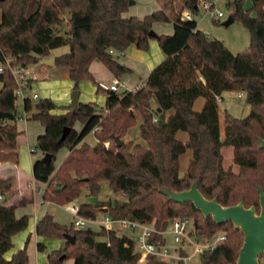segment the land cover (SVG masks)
Instances as JSON below:
<instances>
[{"label":"trees","instance_id":"1","mask_svg":"<svg viewBox=\"0 0 264 264\" xmlns=\"http://www.w3.org/2000/svg\"><path fill=\"white\" fill-rule=\"evenodd\" d=\"M156 1L160 2V9L141 18L123 16L129 0L0 1V152L9 153L17 164L18 141L23 132L13 122L14 67L36 64L50 56L52 49L67 45L68 51L54 58L55 65L68 68L73 88L77 89L82 80H94L89 67L95 60L115 77L130 73L131 69L114 54L125 52L130 45L148 50L149 41L155 39L164 59L135 89L108 93L103 107L79 102L74 109L70 102L62 106L61 113H54L58 105L50 98L24 100L27 117L42 121L47 127L43 141L52 161L61 147L70 150L52 177L54 170L50 169V174L35 173L33 178L46 184L43 201L58 206L77 200L83 189L88 196L96 197L101 182L107 181L111 192L124 199L114 201L106 209L98 208L100 202L80 203L78 216L95 219L106 213L112 219L153 225L157 230H162L168 219L191 218L196 239H210L219 231L224 235L213 250L199 256V264H235L243 241L238 228L230 222L217 225L211 217L205 219L191 203H174L160 190L185 191L200 178L198 189L205 199H216L222 207L242 202L245 208L253 206L258 213L257 188L264 192V149L258 141L264 139V0H251L247 9L242 0L232 2L233 20L238 19L250 35L246 50L237 53L222 40L197 29L194 18L181 17L185 9L197 13L204 0ZM65 15L68 28L61 33ZM155 23H172V33L149 36ZM226 91L244 92L250 111L243 118L225 112L221 138L216 98ZM199 97L204 102L200 110H195L193 105ZM138 118L139 134L146 146L122 142L117 147L114 137L123 136ZM76 121L84 124L80 133L73 128ZM64 126L71 130L60 141ZM90 129H94L96 144L79 145ZM181 133L186 135L185 140ZM223 147L232 148L233 164L239 168L237 174L224 169ZM188 152L190 157L182 168L181 159ZM50 164L42 163L43 168ZM0 194L6 196L0 203V264H28L25 247L10 259L5 254L13 247V237L28 226V215L17 218L15 211L31 203L32 198L6 204L8 198L17 195L12 176L0 177ZM35 233L63 240L61 248L47 255L49 264H62L67 259L73 264H168L153 256L139 263L129 236L77 230L72 225L56 223L48 214L37 221ZM66 235L73 237V243L66 240ZM37 247L44 250L43 244L38 243ZM259 264H264V255Z\"/></svg>","mask_w":264,"mask_h":264},{"label":"rangeland","instance_id":"2","mask_svg":"<svg viewBox=\"0 0 264 264\" xmlns=\"http://www.w3.org/2000/svg\"><path fill=\"white\" fill-rule=\"evenodd\" d=\"M134 3L130 4L128 6L127 11L124 13L123 16H136V17H143L147 14H150L151 12L160 9V2L156 0H133ZM208 1L210 3H213L211 6L210 11H205L202 8V3L199 5L198 12L193 14V17L195 21H197L198 26L201 27V30H203L209 37L211 38H217L223 41V43L234 53L241 52L246 50V48L249 45L250 42V35L248 30L244 27V25L238 20H234L231 24L225 26L223 22L232 14L233 6L232 2L234 0H204ZM243 7L245 9L249 8L251 6V0H242ZM211 11H220L223 16L219 18V20H214L211 16ZM67 15H65V22L63 26L61 27V33H64V31L67 30L68 25L66 24ZM167 29H171V23L166 24H155V30L159 31L160 33H164ZM155 42V41H153ZM156 44V42H155ZM157 46V45H156ZM68 46H61L58 48L52 49L53 55H60L62 53H65L68 51ZM127 51V50H126ZM142 52H150L151 49L147 51ZM53 57L47 56L42 58L47 59ZM55 58V57H53ZM114 58H116L118 61L123 60L122 55L114 54ZM98 62V61H97ZM99 64L101 68L97 70V78L94 77V80L91 79H84L79 84L76 90L79 91V102L87 103H95L98 105V107H103L105 104L106 96L110 92L106 90L102 85H110L112 76L109 75L108 69L99 61ZM34 66L33 68L30 66ZM26 67L28 68L29 74H32L34 69H36L35 73L36 75H30L32 76L33 83L30 89L26 90L27 94H33L36 93L38 96V99L42 98H50L52 99L58 107L54 110V113H61L63 111L62 106H67L72 102V93L75 90L74 84L71 81V79L68 76V68L62 65H55L54 66H47L43 65L40 66L39 62L36 64H28ZM46 74V76H44ZM139 77H143V74L134 71V73H126V75H122L120 77H117L120 82H124L127 78L129 79L130 85L134 83V81H137L139 85L141 83L139 82ZM98 84L100 88L98 89ZM129 86V84H127ZM124 89H119L118 92L122 91ZM129 90V89H128ZM240 91H226L222 94V100L218 102V114H219V122H220V137L223 138V119L225 112H228L234 117L237 118H243L248 115L250 111V105L245 100V95L243 93V96L237 97V93ZM37 100V99H36ZM203 98L199 97L195 100V103L193 105V108L195 110H200L203 104ZM94 116H98L97 114ZM27 121L25 124H21V129L23 134L19 137L18 141V147H17V169L20 172V175H18L17 182L19 184L25 185L26 190L32 189V185L37 186L38 183L34 180L33 176L35 173L37 174H50V169L54 170L51 177L56 173L57 166L59 163V160L61 158V147L59 149V152L55 153V158L50 164V167H45L42 165L43 159L45 155L47 154L45 151V144L43 141V138L46 134L47 127L42 121H36L31 120L27 117ZM140 118L137 119V123L130 127L127 132L120 137V140L122 142H132L133 145H142L146 146L145 141L141 138L139 132V125H140ZM76 127L75 124L73 125V128ZM25 128V129H24ZM19 131V129L17 127ZM77 129H81L80 125L77 126ZM24 130V131H23ZM93 129L86 130L84 134V138L81 139L79 142V145H82L83 142H86V144L89 145H95L96 139L93 133ZM70 137V136H69ZM180 137L185 140L186 135L184 133L180 134ZM40 139V141H38ZM109 146V142H105V145ZM221 154L223 157V167L224 169H231L232 172L238 173L239 168L233 164V150L231 147H223L221 149ZM190 157V153L188 152L182 159H181V167L184 168L186 166V163ZM8 161L10 164H14V158L9 153H1L0 152V162ZM13 166V165H12ZM8 172H4L0 175L9 177L12 176L15 178L17 175V171L14 167L8 168ZM20 176V177H19ZM30 184V185H27ZM43 184V183H42ZM31 186V187H30ZM41 188L45 189L46 184L40 185ZM3 196V195H2ZM6 198V196H3V200ZM124 196L120 194H113L111 190L109 189L108 182L102 181L101 182V190L100 193L96 197L88 196V192L86 189H83L80 197L75 200L74 202L65 205V206H58L55 204L50 205H41L40 206V200L38 197L34 196V200L26 205L25 207H21L20 210H23L25 214L28 215L29 221L27 228L19 233L22 235V238L24 239L23 245L28 242L29 245H34L36 247V242L43 244L45 246V250L43 253V261L45 264H48L47 262V255L51 252H53V249H51L53 246L59 245L60 247L63 246V240L58 239H47V238H41L40 240L35 239V234L32 232V225L34 222V218H40L41 215H45V213H49L53 220L63 226L70 227L74 220V215L69 213L66 209L72 206H79L80 203H89V204H95L97 202L99 203V209H106L110 204H112L116 200H123ZM1 201V202H2ZM48 203V202H45ZM19 210V209H17ZM19 213L17 212V215ZM100 215V214H99ZM98 215V219H99ZM182 217V216H181ZM178 218V217H176ZM173 219V218H171ZM171 219H168L164 222L163 227L168 226ZM191 219V218H190ZM193 221V219H191ZM93 230H96V227H93ZM18 235V234H17ZM215 235L221 236L222 232H217ZM13 247L9 252L6 253V256H12L16 251L20 250L17 249V243L12 240ZM168 245H172L170 240L168 239ZM59 247V248H60ZM58 248V249H59ZM22 249V248H21ZM55 251V250H54ZM200 260L199 257H195L192 260V264H199ZM63 263H72L71 259H67L63 261ZM62 263V264H63ZM168 263V262H166ZM169 264V263H168Z\"/></svg>","mask_w":264,"mask_h":264},{"label":"built area","instance_id":"3","mask_svg":"<svg viewBox=\"0 0 264 264\" xmlns=\"http://www.w3.org/2000/svg\"><path fill=\"white\" fill-rule=\"evenodd\" d=\"M202 8L205 11H210L211 4L208 2L202 3ZM220 11H211L212 18L222 17ZM181 17L186 20L193 18L191 12L187 9L181 12ZM8 60L6 64H8ZM2 66L0 65V72H2ZM14 80L16 83L15 89V101L16 107L15 116L13 122L18 126L20 122L27 121V112L24 110L23 104L25 99L35 100L37 94H27L26 90L29 85L30 77L26 72V67L16 66L12 69ZM33 79V78H32ZM108 91H118L120 89V82L117 79H113L110 85H102ZM242 91L237 93V97L243 96ZM217 102L222 100V97L218 96ZM153 121H156V117H153ZM108 147V145H105ZM31 187V186H30ZM32 188L37 192L39 197L43 196L44 189L37 188L32 185ZM0 201L2 196L0 195ZM69 213L74 215L72 226L77 230L93 229L95 231L103 230L105 233H116L118 235H126L132 238L134 241V251L139 255V263H144L148 256H153L160 261L168 262L169 264H176L182 262V264H192V260L195 257H199L201 254L207 251H211L215 246L224 239V235H214L210 239H196L193 235L194 223L190 218L178 217L170 220L168 226L162 230H157L153 225H144L135 221L127 219H112L106 213H101L95 219H86L77 215L78 206H72L66 209ZM160 239L162 240H159ZM170 240L172 246H169L167 240ZM184 252V255H181Z\"/></svg>","mask_w":264,"mask_h":264},{"label":"water","instance_id":"4","mask_svg":"<svg viewBox=\"0 0 264 264\" xmlns=\"http://www.w3.org/2000/svg\"><path fill=\"white\" fill-rule=\"evenodd\" d=\"M2 1V0H0ZM133 0H129V5L133 4ZM230 15L223 24L225 26L233 22ZM149 36L156 38L158 34L152 29L149 31ZM55 59L53 57L43 59L39 65H54ZM110 95L113 91L109 92ZM79 91L74 90L72 93V103L74 109L79 103ZM71 127L64 126L62 134L59 138L64 141L70 133ZM117 147H120L122 141L119 137H114ZM259 147L264 149V139L259 138ZM52 161V155L46 154L43 163L49 165ZM200 178L197 179L188 190L181 192H174L170 189H162L160 193L166 196L170 201L177 204L191 203L194 208L202 214L206 219H211L217 225H223L230 222L235 228H238L243 234L242 246L235 264H259V258L264 255V192L258 187V205L259 211L256 212L255 207L245 208L242 202L237 205L222 207L216 199L207 200L203 197L198 189ZM106 212V210H104ZM66 240L73 243V237L66 235Z\"/></svg>","mask_w":264,"mask_h":264},{"label":"crops","instance_id":"5","mask_svg":"<svg viewBox=\"0 0 264 264\" xmlns=\"http://www.w3.org/2000/svg\"><path fill=\"white\" fill-rule=\"evenodd\" d=\"M203 2H208V1H203ZM202 2V3H203ZM208 3H210V2H208ZM211 4V6L213 5V3H210ZM192 16H193V14H192ZM223 16V15H222ZM194 18V17H193ZM221 18V17H220ZM214 20H219V18H213ZM197 22V21H196ZM155 24H166V23H155ZM155 24L153 25V30L157 33V34H170V33H172V31H173V24L171 23V29H165L166 31H164V33H160L159 31H157V30H155ZM197 29H199V30H201V27L200 26H198V23H197ZM201 31H203V30H201ZM204 32V31H203ZM153 41H155L156 42V44H155V42H153ZM157 45V46H156ZM149 49H151V53L150 52H142V51H144V50H141V49H138V48H136L134 45H130L126 50H125V52H123V53H120L119 55H122L124 58H123V60L122 61H120L119 60V62L120 63H122L123 65H125V66H127L128 68H130L131 69V73H134V71H137V72H139V73H141V74H143V77H139V82L142 84L143 82H145V80H146V78H147V76H148V74H149V72L152 70V68L155 66V65H157L159 62H161L163 59H164V54L162 53V51H161V49H160V47H159V45H158V43H157V41L155 40V39H151L150 41H149V48H148V50ZM145 51H147V50H145ZM50 54H51V56H53V57H56V56H58V55H53L52 54V50L50 51ZM117 55H118V53H116ZM34 66H37V65H33V66H30V67H34ZM40 66H43V65H40ZM47 66H49V65H47ZM51 66V65H50ZM52 66H54V65H52ZM30 67H26V72H27V74H28V76L30 77V81H29V83H30V85H29V87H28V89H30L31 88V86H32V83H33V77L32 76H30V75H33V76H35L36 75V73H35V71H36V69H34V71L32 72V74H29V72H28V68H30ZM101 68V66H100V64H99V61L97 62V60H95V61H93L91 64H90V67H89V69H90V71H91V73L93 74V76L95 77V78H97V75H98V73H97V70H99ZM109 71V70H108ZM109 75H111L113 78H112V80L113 79H117L118 81H119V79L117 78V77H115L110 71H109ZM126 75V74H125ZM44 76H46V74L44 75ZM33 78V79H32ZM112 80H111V82H112ZM120 82V81H119ZM129 82V79L127 78L124 82H120V89H129V90H131V89H135L136 87H138L139 86V83H137V81H134V83H132L131 85H130V83H128ZM127 84H129V86L127 85ZM223 98V97H222ZM37 99H38V96H37ZM36 100V99H35ZM203 102H204V100H203ZM203 105V104H202ZM26 122H28V121H25V122H20L19 124H18V128L19 129H21L20 127H21V124L23 123V124H25ZM75 126L76 127H74V130L77 132V133H80V131L83 129V127H84V124L83 123H81L80 121H76L75 123ZM80 125V128L81 129H77V126H79ZM25 129V128H24ZM94 130V129H93ZM21 131H22V129H21ZM24 131V130H23ZM84 138V137H83ZM61 158H60V160H59V163H58V166H57V168L56 169H58L59 168V166L62 164V162L64 161V159L67 157V155L69 154V152H70V150L67 148V147H64V148H61ZM57 152H59V150L57 151ZM53 159V158H52ZM13 165V166H12ZM11 167H14L15 169H16V171H17V175L15 176V185H16V189H17V195L15 196V197H13V198H8L7 200H6V204L7 205H10V204H12V203H14V202H16V201H19L20 199H22V198H24V197H29V196H31V198H32V201L34 200V196H36V197H38V199L40 200V206L41 205H50L51 203H45L44 201H43V197H39L38 196V194H37V192H35L34 190H30V189H27L26 190V187H25V185H22V184H19L18 182H17V179H18V175H20V172L18 171V169H17V166L15 165V164H10V162H8V161H3V162H0V174H2V173H4V172H8L7 170H8V168H11ZM54 172V171H53ZM53 174V173H52ZM0 177H5V176H2V175H0ZM20 177V176H19ZM27 185H30V184H28L27 183ZM40 185H43L42 183H38V185L36 186L37 188H41L40 187ZM1 195V194H0ZM2 200H3V196H2ZM0 203H1V201H0ZM75 206H77V205H75ZM20 208L21 207H19V208H17V209H19V210H16L15 211V215H16V217L17 218H20V217H22V216H24V215H27V214H25L24 212H23V210H20ZM17 212L19 213L18 215H17ZM46 214H48V215H50L49 213H45V215ZM44 215H41V217L40 218H42ZM100 217V216H99ZM40 218H37V217H35L34 218V222H33V225H32V232L35 234V239L36 240H40L42 237H39V236H37L36 235V233H35V226H36V223H37V221L40 219ZM22 234V233H21ZM21 234H18V235H16L15 237H13V241H15L16 243H17V249H21V248H23V247H25L26 248V252H27V256H28V264H45L44 262H42L43 261V253H44V250H45V246H44V250L43 251H40L39 249H38V247H37V241H35L36 242V247H34V245H29L28 244V242H26L24 245H23V242H24V239L22 238V235ZM167 243H168V240H167ZM64 244V243H63ZM169 246H172V245H169ZM60 246L59 245H56V246H53L51 249H53V251L54 250H58V248H59ZM61 248V247H60ZM10 257L11 256H6V254H5V258L6 259H10ZM47 262H48V260H47ZM49 264V263H48ZM63 264H66V263H63ZM68 264H73V261H72V263H68Z\"/></svg>","mask_w":264,"mask_h":264}]
</instances>
